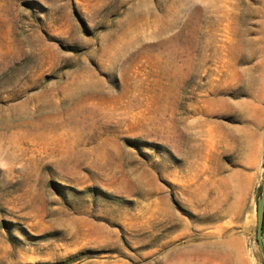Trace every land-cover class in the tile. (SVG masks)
Returning <instances> with one entry per match:
<instances>
[{
	"label": "rangeland",
	"instance_id": "374dc122",
	"mask_svg": "<svg viewBox=\"0 0 264 264\" xmlns=\"http://www.w3.org/2000/svg\"><path fill=\"white\" fill-rule=\"evenodd\" d=\"M263 167L264 0H0V264H264Z\"/></svg>",
	"mask_w": 264,
	"mask_h": 264
},
{
	"label": "water",
	"instance_id": "95a60500",
	"mask_svg": "<svg viewBox=\"0 0 264 264\" xmlns=\"http://www.w3.org/2000/svg\"><path fill=\"white\" fill-rule=\"evenodd\" d=\"M263 182H264V167H263ZM263 233H264V185L262 188L261 196L257 201L256 208V240L261 251L262 257L264 258L263 249Z\"/></svg>",
	"mask_w": 264,
	"mask_h": 264
}]
</instances>
